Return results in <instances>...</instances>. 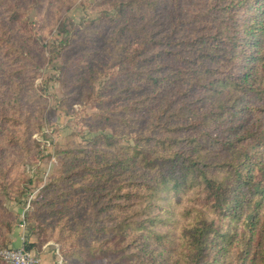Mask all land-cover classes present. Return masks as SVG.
I'll use <instances>...</instances> for the list:
<instances>
[{
    "label": "trees",
    "instance_id": "obj_1",
    "mask_svg": "<svg viewBox=\"0 0 264 264\" xmlns=\"http://www.w3.org/2000/svg\"><path fill=\"white\" fill-rule=\"evenodd\" d=\"M114 4L117 12L88 31L97 43L104 37L98 25L112 27L106 49L122 69L112 83L125 84L123 102L91 119L116 114V132H133L135 142L105 135L66 152L50 190L82 181L87 196L77 199L79 213L97 212L77 231H60L67 257L78 259L74 264H264V0ZM0 6V29L19 22L29 33L21 0ZM186 17L215 32L183 27ZM15 63L16 56L2 66L7 82L0 81V185L7 192L21 177L9 181L18 172L11 148L25 93L11 71ZM227 68L233 72L224 74ZM10 227L6 221L1 231L7 247Z\"/></svg>",
    "mask_w": 264,
    "mask_h": 264
},
{
    "label": "rangeland",
    "instance_id": "obj_2",
    "mask_svg": "<svg viewBox=\"0 0 264 264\" xmlns=\"http://www.w3.org/2000/svg\"><path fill=\"white\" fill-rule=\"evenodd\" d=\"M116 1L120 0H21L29 33L19 22H8L11 29H0V81L7 82L2 66L9 68L10 60L16 56V67L11 71H16V81L25 89L18 118L23 125L18 127L16 122L15 126L19 142L11 148L18 172H10L9 181L18 173L21 177L13 191L7 192L0 185V249L9 246L1 232L8 221L11 231L7 237H11L12 243L14 231L20 229L21 245L24 241L41 245L28 249L40 256L41 263L46 252L52 253L55 264L78 263V259L67 257L68 244L58 238L59 233L77 231L86 219L96 220V207L79 213L77 199L83 202L87 196L82 181L73 185L57 183L60 187L56 191L49 186L60 176L66 152L72 147L80 149L96 138L114 134L121 144L135 142L133 132H116L114 126L120 123L116 114L107 121L91 119L93 113H110L123 102L119 89L125 84L112 83L117 73L122 75V69L117 65L119 60L111 58L106 49L112 27L98 25V32L104 37L98 38L97 43L88 31L92 22L106 13L113 16L117 12ZM3 18L0 6V20ZM177 19L178 16L169 20L173 23ZM182 23L196 31L203 29L201 33L215 32L208 23H190L188 17ZM90 66L92 73L87 70ZM230 72L233 70H223L224 74ZM77 178L76 175L72 181ZM101 215L99 219L103 221L105 216ZM12 243L11 247H18ZM109 260L91 262L109 264ZM3 262L9 264L0 255V264Z\"/></svg>",
    "mask_w": 264,
    "mask_h": 264
},
{
    "label": "built area",
    "instance_id": "obj_3",
    "mask_svg": "<svg viewBox=\"0 0 264 264\" xmlns=\"http://www.w3.org/2000/svg\"><path fill=\"white\" fill-rule=\"evenodd\" d=\"M0 255L9 264H41L40 256L23 245L0 249Z\"/></svg>",
    "mask_w": 264,
    "mask_h": 264
},
{
    "label": "crops",
    "instance_id": "obj_4",
    "mask_svg": "<svg viewBox=\"0 0 264 264\" xmlns=\"http://www.w3.org/2000/svg\"><path fill=\"white\" fill-rule=\"evenodd\" d=\"M22 234L23 231H21L20 229H18L17 231H14V238H13V246H19L22 243ZM43 261L41 264H55V260L53 259V255L51 252H46L44 257H43Z\"/></svg>",
    "mask_w": 264,
    "mask_h": 264
}]
</instances>
